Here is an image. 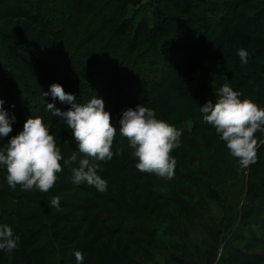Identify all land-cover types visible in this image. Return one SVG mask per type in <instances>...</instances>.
<instances>
[{"label": "trees", "instance_id": "trees-1", "mask_svg": "<svg viewBox=\"0 0 264 264\" xmlns=\"http://www.w3.org/2000/svg\"><path fill=\"white\" fill-rule=\"evenodd\" d=\"M183 1H186L187 5L180 9L183 13H187L186 10L189 9L192 13L190 19L178 13L171 14L164 7L157 5L159 24L149 27L145 23L134 24L138 15L132 16L133 13L129 10L136 5L135 0H0V7H4L6 11H0V21L5 18L16 22L23 20L42 29L39 34L37 30L31 29L32 27L27 29L28 27L22 23L4 27L9 29L16 26L15 32L27 36L24 40L20 37L16 39V42L30 44L26 48L21 47L24 54L19 55L18 60L23 63L25 60L33 59L31 65L35 66L32 71L26 70L27 72L21 73L18 77L15 75L14 79L11 76L16 71L17 58L7 45L9 41L15 47V41L8 40L7 33L0 30V99L4 101L3 108L9 117H15L12 127L23 126L30 117L39 116L47 125L59 120V117L46 111V104L56 103L55 107L61 111H67L71 105L61 103L58 99L53 100L50 94L44 96V92H49L52 84L58 83L66 93L75 96L76 103L86 104L93 97L103 99L105 110L111 114V123L117 125L123 111L144 105L155 110L158 119L176 128L191 126L182 132L180 143L188 144V149H199L202 137L198 133L204 131L211 134L215 131L204 121V114L200 112L201 106L209 101L215 103L218 99L207 85H215L218 81L224 85L223 74L227 73L228 83L238 91L264 99V0ZM141 8L142 11H146V7ZM123 17L124 21H120ZM147 20L149 21L150 17L149 19L145 17L141 21L147 23ZM183 23L188 27L186 34L180 32L182 30L180 24ZM240 48L249 52L247 64H243L237 55ZM18 51L20 52L19 49ZM151 54L152 58L144 64L146 73L142 75L137 62ZM134 60L136 65L133 64ZM35 70H39L37 78L34 75ZM201 73L203 77H199L198 74ZM31 80L34 82L32 88L27 84L32 82ZM200 80L203 84L195 86L194 83ZM126 90H130L131 93H126ZM259 136H264V133H256L258 140ZM120 137L116 144L124 141L121 135ZM205 139L210 148L214 146L222 149V153H216L220 159L230 154L218 134H208ZM126 147L125 150L130 154L127 157L130 168L138 159L132 155L134 150ZM121 148L124 150V147ZM189 157L190 159L184 157L186 164L193 158ZM234 159L239 165L238 159ZM252 166L253 186L264 187L262 183L264 151L257 154L256 163ZM101 174L115 179L105 169ZM6 175L5 166L0 165V217L16 220L15 223L6 224L12 227L14 236L19 237V240L17 248L11 251L12 255L8 251L0 250V264H36L31 254L37 251L41 258L37 264H44L46 259L41 257V254L56 256L60 246L58 247L55 242L53 246L42 245L40 231L27 226L32 223L28 217L33 216V211L28 206L38 208L42 216L49 220L48 214L52 209L48 197L35 189L22 190L20 185L12 189L7 184ZM138 176L168 183L172 185V190L176 187H186L192 192V189L188 188L192 185L203 188L200 187L201 182L195 174L177 169V166L172 179L159 178L155 174L139 171ZM65 178L58 186L61 192L85 188L91 198L96 195L94 187L86 184L83 188H78L72 176L69 179L66 176ZM107 178L104 179L111 185L118 183ZM145 191L147 192L144 190V193ZM55 193H58V189ZM110 194L116 195L111 190ZM151 198L163 203L167 200L151 187L150 192H147V198H144V209L152 210L157 215L161 214V207L152 203ZM126 199L138 206L132 192L126 191ZM120 206L121 215L100 217L103 232L99 236L100 239L115 238L124 232L128 225L124 213L129 207L124 206V203ZM92 211L93 207L90 204V212ZM140 219L141 222L131 224L134 237L121 251L123 259L117 258V255L106 247L99 248L100 239L97 238L84 243V247L78 249L88 256L85 264H93L95 261H98L95 264H142L140 260L144 259V255L156 258L159 252L150 249L146 240L149 243L160 244L157 236L165 232L163 226L168 219L151 216L144 218V223L143 217ZM111 220L114 221V226L119 228L116 233H113ZM4 224L0 222V226ZM36 226L40 228L42 225ZM44 226L46 228V225ZM52 227L55 228L54 225ZM54 236H57L56 230ZM75 238L70 241L73 242ZM255 243L264 245V238L256 239ZM29 248L30 251H25L21 257L16 258L18 252ZM230 254L232 255L230 262L240 263L238 254H243L240 249L232 248ZM246 257L248 264L253 263H250L252 257ZM69 260L68 264H71L73 261L70 258ZM222 260L223 256L219 264ZM258 262L264 263L263 254L254 261V264Z\"/></svg>", "mask_w": 264, "mask_h": 264}, {"label": "rangeland", "instance_id": "rangeland-1", "mask_svg": "<svg viewBox=\"0 0 264 264\" xmlns=\"http://www.w3.org/2000/svg\"><path fill=\"white\" fill-rule=\"evenodd\" d=\"M135 2L137 6L134 4L135 6L130 8L129 11L133 13L132 16L138 15L137 21L134 23L136 25L139 23H145L149 25V27L158 25L159 14L156 12L157 5L164 7L171 14L178 13L182 17L186 16L189 19L192 16L189 9L186 10L187 13H183V10L180 9L187 5V2L183 0H135ZM141 7H146V11H142ZM4 9V7H0V11L6 12ZM177 9H179V11H176ZM145 17H148V19L150 17L147 23L141 21ZM218 17L221 18L222 16ZM223 20L225 21L226 19ZM120 21H124V17ZM188 21L191 22L190 20ZM18 23H22L28 27L27 29L32 27L31 29L37 30L39 34L42 31V29L35 26L34 23L23 20H18L16 22L15 20L13 21L12 19L5 18V20L0 21V30L7 33L6 36L8 40L15 41L16 45L13 47V44H10V42L5 39L8 41V48L17 58L15 60L16 71L12 74V79H14L13 77L15 75L18 77L26 70L32 71L35 67L31 65L33 59L25 60L23 63L18 60V56L24 54L21 47L25 46L26 48L28 45L30 46V44H28V42H16V39L20 37L24 40L27 36H22L21 33L18 34L15 32L16 26L9 29L4 28L8 27L9 24L14 25ZM180 25L182 28L180 32L186 34L188 27L185 23ZM180 32L177 31V33ZM171 33H173L172 30ZM150 58H152V54L140 58L139 61L137 60V67L140 68V73L142 75L146 73L144 64ZM133 64L136 65L135 60ZM35 71L34 75L37 78L36 75L39 70ZM198 75L199 77H203L202 73ZM223 75L224 84H228L234 91H238L233 85L228 83L227 73ZM125 83L124 80V84ZM27 84L30 88L34 86L33 81ZM202 84L203 82L201 80L194 83L195 86H200ZM207 86L215 94L223 84L218 81L215 85L209 84ZM246 90L247 89H244L243 91ZM125 92L131 93L130 90H126ZM240 93L241 99H251L260 107L264 108V99L251 97L243 92ZM112 124L117 130L119 129L120 125L116 123ZM23 126L12 127L13 131L8 137L0 138V149L4 148L12 136L18 135L19 132L23 130ZM48 126L51 134L56 136L57 145L61 148V154L64 158L67 159L73 152H76L77 161L71 166H65L64 171L57 174L58 180L49 192H41V194L48 197L49 206L52 209L48 214L50 217L49 220L45 216H42L38 208L32 205L28 206L31 207L30 209L33 211V216L28 217V219L32 220V223H29L27 226L40 231V235H42V245L45 247L49 245L53 246L55 242L58 247L60 246V250L57 252L56 256H52V254H41V257L46 259L45 263L43 262L44 259L41 260L42 263L68 264L70 258L73 261L71 264H77L74 253L78 251V249L84 247V243L97 238L100 239L99 236L103 233L101 231L102 224L100 222V217H115L121 215V203L129 207V210L124 213L128 221V225L124 229V232L115 238L107 237L100 239L98 242L99 248L106 247L107 250L117 255V258H124V255H121V251L126 248V243L134 237L132 235L133 232H131V224L141 222L140 217H143L142 222L144 223V218L151 216H159L168 220L166 225L163 226L165 227V232L157 236L160 244H156L155 242L149 243L147 242L148 240H146V243L150 245V249L159 252L158 256L153 259L144 255V259L140 260L142 264H189L191 262L187 260L189 254H192V264H219L222 256L223 263L221 262L220 264H234L230 262L232 256L230 254V249L232 248H238L243 252L241 255L238 254L240 262L238 264H248V257L246 256L252 257L250 263H253L251 264H254V261L257 260L260 255L263 254L264 256V245L255 243L256 239L264 238V187H254L252 184L251 170L253 164L247 168H241L231 154L228 153L226 157L220 159L219 154L216 153H222V149L220 147L212 146L210 148L208 146L205 136L208 134L214 135L216 134L215 131L211 132V134L204 131L198 133L202 137L199 149H188V144L180 143V147L174 149L171 153L175 159L178 158L176 165L177 169L180 168V170L184 172L195 174L200 180V187L203 188H197L193 185L189 186L188 188L192 189V192H189L186 187H176L175 190H172V185L152 181L148 177L146 178V176L144 178H139L138 170L135 168V165L129 168V158L127 157H129L130 154L125 150L127 148L126 146H128V141L124 138L123 142L118 144L115 143L118 138H121L119 131H117L114 140L115 144L113 143L112 148L114 152L113 159L108 162H100L101 168L103 170L105 169L110 175H113L115 179H110L106 175L107 173L101 174L102 171L100 170H98L100 173L97 174L100 175L102 179L108 177L107 180H115L118 181V183L116 185H111L107 182V191L104 193H100L94 189L96 190V195L91 198L89 195L90 193H87V190L83 188L86 183L77 185L78 188L82 187V190L76 189L70 190V192H61V188H58L59 183L66 179L65 176L67 179L71 176L73 177L72 169L79 167V160L85 157L79 153L78 146L72 137L71 129L67 127L66 122L57 119ZM189 127L191 126L186 125L177 129L182 133L189 129ZM259 140L264 141V136H259ZM121 147H124V150H121ZM262 151H264V143L258 148L257 154ZM117 152L120 154L115 155ZM189 156L196 158L195 160L192 158L188 164H186L184 157L190 159ZM137 161L138 160H135L134 164L138 163ZM91 162L90 160V163ZM61 164H63V161H61ZM262 183L264 184V182ZM137 186H140V188ZM61 187H63L62 184ZM150 187L153 190L155 189L159 196L167 200V202L163 203L155 198L150 199L152 203H156L161 207V214L157 215L154 214L152 210L144 209V198H147V192H150ZM56 189H58V193H55ZM110 190L116 195L110 194ZM144 190H147V192L145 191L144 193ZM37 191L40 193L39 190ZM126 191L134 194V199L138 206L128 202L126 199ZM213 191L216 192L213 193ZM55 196L60 197L59 210L52 207L50 204L51 199ZM116 200L120 202L118 203ZM19 203L25 202L19 201ZM90 204L93 207L92 212H90ZM0 222L9 224L15 223L16 220L0 217ZM111 223L113 233L118 232L117 229L119 228L114 226L113 220H111ZM36 225L42 226L39 228V226ZM44 225H46V228ZM53 225L55 228L52 227ZM54 230H56L57 236H54ZM73 237L76 238L72 242L70 240ZM63 246H65V248ZM30 249L31 248L27 250L22 249L20 253L18 252L16 258L21 257L23 252L30 251ZM9 254L12 255L11 251ZM83 255L84 260L82 264H85V260L88 259V256L86 254ZM31 258L36 264L41 259L38 251L37 253L34 252L33 255L31 254ZM95 263H98V261H95L93 264ZM258 264H260V262H258Z\"/></svg>", "mask_w": 264, "mask_h": 264}, {"label": "clouds", "instance_id": "clouds-1", "mask_svg": "<svg viewBox=\"0 0 264 264\" xmlns=\"http://www.w3.org/2000/svg\"><path fill=\"white\" fill-rule=\"evenodd\" d=\"M237 55L243 64L248 63L246 49H238ZM49 94L53 100L71 105L67 111H61L55 104L47 103L46 111L66 122L79 153L85 157L79 160V167L72 169L73 182L77 185L86 183L100 193L106 192L107 181L97 173L103 170L100 162L113 159L117 128L111 123V114L105 110L103 99L93 97L86 104L76 103L75 96L66 93L58 83L52 84L44 96ZM215 95L218 97L215 103L209 101L200 107L203 119L225 142L231 156L238 159L239 166L247 168L256 163L257 150L264 143L256 137V133H264V108L251 99L242 100L241 93L228 84L221 86ZM3 104L0 99V138L9 136L15 121V117H9L4 110ZM119 125V134L126 138L128 147L134 150L132 155L138 159L135 168L141 173L172 179L177 161L171 153L180 147L181 131L158 119L155 110L144 105L123 111ZM76 161V152L64 158L56 136L39 116L28 118L23 130L0 149V165L5 166L7 184L12 189L20 185L22 190L35 188L47 193L55 186L57 174ZM50 204L59 210L60 197H53ZM18 240L12 227L8 224L0 226V250L16 249ZM74 255L77 264H82L83 253L76 251Z\"/></svg>", "mask_w": 264, "mask_h": 264}, {"label": "crops", "instance_id": "crops-1", "mask_svg": "<svg viewBox=\"0 0 264 264\" xmlns=\"http://www.w3.org/2000/svg\"><path fill=\"white\" fill-rule=\"evenodd\" d=\"M191 259H192V254H189L188 258H187V260L191 261L189 264H192V260Z\"/></svg>", "mask_w": 264, "mask_h": 264}]
</instances>
